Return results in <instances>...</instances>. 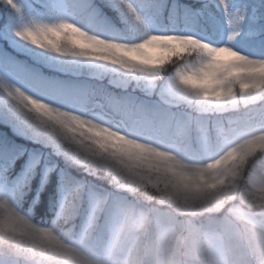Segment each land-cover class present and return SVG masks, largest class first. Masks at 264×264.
<instances>
[{"label": "snow or ice", "instance_id": "obj_1", "mask_svg": "<svg viewBox=\"0 0 264 264\" xmlns=\"http://www.w3.org/2000/svg\"><path fill=\"white\" fill-rule=\"evenodd\" d=\"M0 3L6 6L0 8V45L3 47H7L9 40H14L18 47L33 56H38V52L47 53L38 58L49 63L88 65L120 73L126 78L124 83L134 82L136 87L148 92H159L175 104L187 106L195 115L158 111L135 98L118 97L84 86H53L42 81L38 69L27 70L30 80L41 81L40 91L36 95L31 94L34 98L78 114L80 111L74 110L76 104L95 102L101 110H111L131 118L135 132L122 134L130 141L145 145L148 141L142 138V134L159 135L173 122L183 125L193 117L205 121L209 113H231L234 122L240 126L264 125V84L254 88L245 86L264 73V57L244 55L228 43L214 44L191 34H153L130 0H90L88 8L95 15H100L108 7L121 13L126 11L125 19L130 15L145 30L144 38L138 41L104 37L64 18L55 22L34 19L13 32L6 30L5 25H11L20 6L17 0H0ZM32 3L37 14L42 8L54 7L48 0H32ZM219 5L224 10L230 30L228 40L233 41L241 34L249 17L255 16L257 9L253 5L234 8L230 0H219ZM193 7H200V4L194 3ZM253 31L256 34L248 44L264 49V15L257 18ZM151 37L177 39L167 40L171 48L162 49L160 41L150 40ZM185 38L211 48L200 45L186 47L191 39ZM212 48L222 51L212 54ZM0 58L5 62L9 60L2 51ZM169 70H173L171 80L162 86V74ZM24 91L23 87L0 78V96L14 107L23 121L40 133L41 129L49 127L50 122L31 106L21 103ZM97 123L113 127L103 116H97ZM113 130L119 131L115 127ZM157 147L153 144L145 151ZM73 156L92 168L107 171L122 191L134 193L151 188L161 193L155 202L148 197L149 202L146 203L112 198L102 192L91 195L87 219L96 233L100 218L106 213L103 224L104 264H178L174 244L177 232L185 234L188 239L183 264H264V243L256 240L237 246L236 232L223 215L221 184L216 172L202 170L190 175H174L103 142L83 145ZM76 192L80 195L81 188ZM254 199L264 204V183ZM209 206L213 210L205 211ZM64 211L71 216L78 214L79 209L68 204ZM0 230L11 237L18 235L16 218L11 212L0 220ZM79 264L91 262L81 258Z\"/></svg>", "mask_w": 264, "mask_h": 264}, {"label": "clouds", "instance_id": "obj_2", "mask_svg": "<svg viewBox=\"0 0 264 264\" xmlns=\"http://www.w3.org/2000/svg\"><path fill=\"white\" fill-rule=\"evenodd\" d=\"M160 41L159 47L170 49L166 41L176 37H151ZM186 40L191 38H185ZM211 48L191 39L186 47ZM222 49L212 48V54ZM241 67H244L241 65ZM259 79L246 83L247 87L264 84V73ZM0 99L5 98L0 96ZM21 103L31 106L39 115L50 122L40 134L49 140L68 159L100 179L106 180L119 189L114 178L104 169L92 168L82 160L74 158L81 146H92L103 142L156 165L159 170L174 175H190L199 171H214L220 178L219 191L223 197V215L237 235V246L259 240L264 243V204L257 203L254 197L264 183V125L240 126L234 122L231 113H209L208 119L200 121L189 119L178 125L173 122L161 134H142L148 144L128 140L122 133H134L132 119L112 111V118L105 120L108 125L97 123V116L91 109L81 108L80 114L67 108L54 107L44 99L34 98L27 91L21 94ZM162 109L173 112L177 106L173 101L160 95ZM189 116H192L188 114ZM119 117V119H117ZM158 145L152 151H145L151 145ZM76 187L64 199L59 212L48 225L36 222L30 215L22 212L6 196H0V220L11 212L16 218L18 235L11 237L0 230V264H79L87 258L91 264H104V239L92 230L87 215L79 232L72 223L74 215L65 214V207L71 204L79 208L80 195ZM75 194V195H74ZM139 202H155L161 195L151 188L130 192ZM71 198V199H70ZM205 211L213 210L209 208ZM194 239V237H193ZM174 244L183 264L188 239L177 232Z\"/></svg>", "mask_w": 264, "mask_h": 264}, {"label": "rangeland", "instance_id": "obj_3", "mask_svg": "<svg viewBox=\"0 0 264 264\" xmlns=\"http://www.w3.org/2000/svg\"><path fill=\"white\" fill-rule=\"evenodd\" d=\"M54 5L52 11L41 9L37 14L34 9L32 0H17L20 6L19 20L12 22L11 25L6 24L5 29L15 31L23 27L34 19H41L46 22H55L60 18H64L70 21H74L77 24L84 27L86 30L96 32L104 37H118L124 40H140L144 38L145 30L140 27L134 19V23L137 24L139 30L131 33H125L118 29L114 23H111L108 18H103L102 15H95L88 8L90 0H50ZM214 8L221 18V24L218 29H210L207 26L201 25V11L197 12L189 10L182 11L184 20L176 22V18L171 20H165L162 18V4L161 0H130V2L136 7L139 14L145 20L148 31L153 34H191L201 39L207 40L214 44L228 43L234 47L235 50L241 52L244 55L253 57H264V49L252 47L248 44L256 33L253 31L254 25L257 23V18L264 15V0H230V3L234 8H243L247 5H253L257 9L255 16H250L246 24H244L241 34L233 41L228 40L229 28L227 25L226 17L224 15L223 8L219 5V0H211ZM162 3V4H161ZM2 4V3H1ZM4 5V4H2ZM5 6V5H4ZM84 14L87 17L84 19ZM26 18V19H25ZM196 18V19H195ZM24 42H20L23 45ZM30 47V46H26ZM0 51L7 54L9 60L5 62L3 58H0V78L7 79L11 83H15L23 87L30 94L36 95L39 91L32 85L24 80L23 76L29 74L27 70L32 68L27 63V59L38 60L42 63L46 69L55 70L60 73L74 74V75H86L94 79H109L111 84L122 87L130 94L139 95L141 92L148 93L151 97L157 95L159 92H148L142 87H136L133 83H124L126 79L122 77L120 73L112 71H104L103 69L96 68L94 66H62L59 61L55 63H49L43 59H39L38 56H46L47 53L38 52V56H33L30 52L25 51L24 48L18 47L14 40H9L7 47L0 45ZM173 70H169L162 74L160 81L162 86H166L171 80ZM140 96V95H139ZM155 102H159L154 98ZM68 107V105H64ZM91 109L95 115L103 116L105 120L112 118L111 110H101L96 106L95 102H85L83 104H76L74 110H80L81 108ZM173 113H183L195 115L190 108L185 105H177L172 109ZM119 119V117H117ZM7 127V129L5 127ZM0 145L7 146L13 149L12 154L2 155L0 154V196H6L10 201L16 205L22 212L32 217L30 210H25L20 206L19 196L24 198L23 188L27 187L28 175L33 169L41 168L40 187L37 189L33 196V202L31 205L39 201L41 193L46 191L47 185L51 182L52 176L56 173L58 189L55 193V216L60 210L61 204L64 202L65 197L70 191L66 190L67 183H69V176L66 175L64 170V164L77 166L82 172H86L83 166L76 164L72 160L65 157L58 148H56L49 140L44 138L40 133L36 131L26 121H23L14 107L6 100L0 99ZM19 157H24L25 162L22 166L15 165V160ZM63 164V165H62ZM15 175H10V169L14 167ZM88 173V172H86ZM92 177H96L88 173ZM100 179V178H98ZM72 181V180H71ZM106 181V180H104ZM84 182L79 179H74L75 187H82ZM111 189H115L108 184ZM106 187V186H105ZM118 190V189H116ZM122 191V190H120ZM94 192H102L100 189L88 184L86 191V199L88 207L90 205L91 195ZM126 192V191H125ZM47 195V194H46ZM54 216V218H55ZM84 222V221H83ZM81 230V229H80ZM79 232V231H76Z\"/></svg>", "mask_w": 264, "mask_h": 264}, {"label": "trees", "instance_id": "obj_4", "mask_svg": "<svg viewBox=\"0 0 264 264\" xmlns=\"http://www.w3.org/2000/svg\"><path fill=\"white\" fill-rule=\"evenodd\" d=\"M164 1V4H162V18L165 20H171L172 18H176V22H180L184 20V17L182 16V11L191 9L194 12H197L198 10L201 11V25L207 26L210 29L216 28L221 24V18L219 14L217 13L216 9L213 6V3L211 0H161ZM48 2L51 4V1L48 0ZM194 3H199L200 7H193ZM207 5V7H205ZM6 6L2 5L0 3V8H5ZM53 8V7H52ZM46 9L47 11H52L53 9ZM103 18H108L111 23H114L118 27V29L125 33H131L132 31L136 32L139 30L136 23H134V18H132L130 15L127 16V19H125L126 11L125 13L119 12L117 9L113 7H108L104 10H102ZM15 19L19 20L20 13L15 12L14 13ZM87 17V14H84V19ZM26 19V18H25ZM196 19V18H195ZM185 21V20H184ZM27 63L30 65L32 69H38L39 76L42 78L43 82H47L53 86H84L87 89L93 90V91H106L108 93L114 94L118 97H132L135 98L139 102H143L147 105L153 106L156 110H165L162 109L160 105V96L157 95L155 97H151L148 93L140 92L139 95L130 94L128 91L124 90L122 87H119L117 85L111 84L109 79H94L91 77H88L86 75H74V74H66V73H60L55 70H49L46 69V67L39 63L38 60L35 59H26ZM24 80L29 82L30 85H32L36 90L40 91L41 87V81L37 80H30L29 74L25 77L23 76ZM154 98L158 99L159 102H155ZM91 103V101L89 102ZM112 113V111H111ZM178 113V112H175ZM5 127V126H4ZM7 129V127H5ZM13 149L8 148L7 146L3 145L1 147L0 145V154L2 155H8L12 154ZM25 162L24 157H19L15 160V165L19 164L20 166L23 165ZM63 165V164H62ZM64 170L67 176H69V183H67L66 190L72 192L76 187L74 185H71L74 183V179H79L80 181L84 182V184L81 187V194L79 198V211L78 214L73 216L72 223L75 225V231H80L81 225L83 221L86 219V215L88 212V204L86 199V191L88 189V184H91L92 186L100 189L103 191L104 194L109 195L112 198H123L129 201H135L136 198L125 191H120L116 189H111L109 186H107L109 183L107 181H104L103 179H98V177H92L86 172H82L77 168V166H71L64 164ZM14 167L9 168L10 171L13 170ZM15 171H11L10 175L12 177L15 175ZM56 173L52 176L51 182L47 185L46 191L44 193H41L39 201L34 203L33 205V196L36 193L37 189L40 187V177H41V168L37 167L33 169V171L28 175L27 179V187L23 188L24 198L19 196V201L21 202L20 206L24 208L25 210H30L32 218L43 225H48L52 222L55 216V193L58 189V183H57V177ZM72 180V181H71ZM106 186V187H105ZM69 192V193H70ZM47 194V195H46ZM106 219V213L105 215H102L99 221L98 225V232L97 235L103 237V224Z\"/></svg>", "mask_w": 264, "mask_h": 264}]
</instances>
